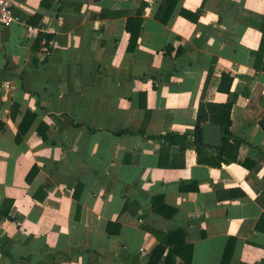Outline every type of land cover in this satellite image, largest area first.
I'll use <instances>...</instances> for the list:
<instances>
[{
    "label": "crops",
    "instance_id": "0c3cea01",
    "mask_svg": "<svg viewBox=\"0 0 264 264\" xmlns=\"http://www.w3.org/2000/svg\"><path fill=\"white\" fill-rule=\"evenodd\" d=\"M168 5L15 0L0 21V264H264V0ZM231 98L242 144L201 162L200 103Z\"/></svg>",
    "mask_w": 264,
    "mask_h": 264
},
{
    "label": "trees",
    "instance_id": "16d2710c",
    "mask_svg": "<svg viewBox=\"0 0 264 264\" xmlns=\"http://www.w3.org/2000/svg\"><path fill=\"white\" fill-rule=\"evenodd\" d=\"M166 2L167 4H169L168 6L172 4V0H166ZM173 6H174V3H173ZM181 14L184 17L192 21L198 20L197 14H193L187 10H182ZM131 23L132 22L130 21L129 24L131 25ZM131 31H132L131 43L135 44L138 39L139 28H137L136 32H134L132 29ZM43 39L46 40V44L50 50L51 48L50 42L54 39V36L39 34L37 40L35 41V45H34L35 51L41 48ZM233 82H234V77L231 74L222 73L221 79L218 85V90L220 92L231 95L232 94L231 88H232ZM234 102L235 100L232 98L229 99V101L224 104H214V103H207V102L201 101L199 112H198L196 129L194 133L195 145H196L197 152L199 153V156L202 154V150L207 148V146L203 142V125L205 123H211V124L220 126L223 130V145L218 149V154L215 157V160H211V159L205 160V161L200 160L201 162H205L212 166H221L222 163H227L230 161L228 158L225 157L227 150L235 149V152H237L240 145L242 144L240 140H237L235 138V136L232 134L230 130L231 125H232L231 110L234 105ZM261 126L264 128V118H262L261 120ZM20 137L21 136L19 134V136L17 137L18 140H20ZM35 173L36 172L34 171V168H33V170L28 175V179L30 180L35 175ZM185 250L187 253V257H185L186 262L190 263L192 253H193V248L191 246H186Z\"/></svg>",
    "mask_w": 264,
    "mask_h": 264
},
{
    "label": "water",
    "instance_id": "95a60500",
    "mask_svg": "<svg viewBox=\"0 0 264 264\" xmlns=\"http://www.w3.org/2000/svg\"><path fill=\"white\" fill-rule=\"evenodd\" d=\"M203 142L204 144L220 148L223 145V130L220 126L211 123L203 125Z\"/></svg>",
    "mask_w": 264,
    "mask_h": 264
},
{
    "label": "built area",
    "instance_id": "2783aa9c",
    "mask_svg": "<svg viewBox=\"0 0 264 264\" xmlns=\"http://www.w3.org/2000/svg\"><path fill=\"white\" fill-rule=\"evenodd\" d=\"M14 5L15 0H0V21L1 22H9L17 19L14 14ZM42 50L44 52H49V47L46 42L42 45Z\"/></svg>",
    "mask_w": 264,
    "mask_h": 264
}]
</instances>
